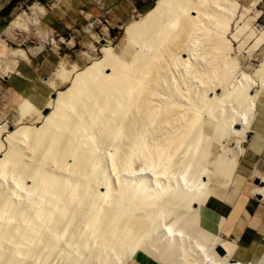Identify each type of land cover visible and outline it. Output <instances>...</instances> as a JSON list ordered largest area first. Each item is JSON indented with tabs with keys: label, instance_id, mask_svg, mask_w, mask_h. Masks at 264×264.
Here are the masks:
<instances>
[{
	"label": "bare ground",
	"instance_id": "obj_1",
	"mask_svg": "<svg viewBox=\"0 0 264 264\" xmlns=\"http://www.w3.org/2000/svg\"><path fill=\"white\" fill-rule=\"evenodd\" d=\"M239 1L157 0L125 25L117 50L103 47L80 71L61 62L55 74L69 84L46 114L17 100L41 125L0 118V264L43 263L62 241L64 264H126L139 250L160 264H264L237 259L215 225L237 166L218 153L220 140L253 133L251 87L235 77L225 37ZM249 144L261 149L264 137ZM136 160L150 173H134Z\"/></svg>",
	"mask_w": 264,
	"mask_h": 264
},
{
	"label": "rangeland",
	"instance_id": "obj_2",
	"mask_svg": "<svg viewBox=\"0 0 264 264\" xmlns=\"http://www.w3.org/2000/svg\"><path fill=\"white\" fill-rule=\"evenodd\" d=\"M18 1L19 4L17 5V8L16 9L14 8V10L12 11L11 16L5 22L6 24L3 27L4 29L2 34H0V75L1 76H5L2 73V69L4 68L3 65L4 66L9 65L11 71L13 70L12 72H14L17 62L23 59H27L30 56V53L36 52L39 49L40 44H46L51 42L49 46H52L55 43L56 37L51 36L48 33V31L46 32L42 28V25L40 23V18L46 11V5H45L46 0H18ZM156 1L157 0H154L150 8H153L156 5ZM239 3H240V6L238 7L239 13L236 14V18L233 19L232 22L229 24L228 30L225 33V37L227 40H229L232 46L230 50V52L231 51L232 52L231 53L229 52L228 56L229 59L231 58L230 60L235 63L236 66L235 77L237 79L246 77L247 78L246 82H248V84L251 87L250 94L251 96H253V100L250 111L252 109L253 110L249 113V115H251V117L250 116L249 117L251 119L250 130H252L253 133H250L252 135L251 138H247L248 136L247 134L245 136L247 142L241 141L240 144H237V142L241 140V136L239 137V133H237L238 134L237 135L236 133L232 132L231 134H228L229 136L226 135L225 137H222L220 140V147L218 153L223 156H226L225 157L226 160L229 159L228 161H234L235 166L237 165L236 167H234L235 169L230 179V183L227 184L225 189L224 197L225 199H227L226 203L228 204H230L228 198L234 197L237 191H239L243 186H245L246 183L249 184L251 182V176L264 175V146L261 149H255L254 147H251L249 144V142L250 143L254 142L257 137L260 136L264 137V78H263L264 77V62H263L264 35L262 34V30L264 29V1L243 0L242 2L239 1ZM31 4L33 5V7L31 8L32 10L28 9V7ZM243 7L246 8L247 11L243 13L241 17L240 14L242 13ZM145 12H142L140 14H135L132 18L126 20L118 28L113 27V21H111L110 19H109V25L104 23L103 24L97 23L94 25L93 28H90L91 30L84 36L82 40L75 39V43L72 42L67 43L70 36L67 33L63 34L66 47L63 50V53L61 54L62 58L58 64L59 66L55 65L54 66L55 69L52 68L51 70L54 72L53 73L51 72V74H49V80L50 81L52 80L53 82L55 81L54 82L55 84L53 82H52L53 84L49 83L51 86L54 87L53 91L55 92V97L52 99L55 100L57 93L63 90L64 87L69 84L68 80H63L62 79L63 77L61 76L59 77V75L55 74L56 70L59 67L64 66L65 67L64 69L68 71H71L73 67L74 70L80 71L83 66L91 64L92 61L101 58L102 56L101 50L103 47L111 44L114 47L116 46L115 50H117L119 47L118 45L125 25L134 19H138ZM14 18H17L16 23L11 25V21ZM235 21H237V23ZM18 23L19 26L17 27ZM22 23L23 24L25 23L26 28H24L25 26H22L23 25ZM236 34L238 35L236 36L238 40L235 39V36H233ZM102 39L105 40L104 43H100V40ZM61 62L63 65L60 66ZM50 67L48 65H45L44 69L50 71ZM190 86L192 91L195 93L197 92V89H199L198 85H195V83L190 84ZM0 91L5 92L6 90L4 89V87H1ZM216 92L218 93L219 90L218 91L216 90ZM49 98L50 97H48V99ZM253 105L255 107H253ZM234 108L235 107H233L232 104H230V106L229 104L227 105V110L229 109L228 110L229 113L238 110ZM0 110H4L2 112L0 111V118L6 120L9 126H14L13 122L14 121L16 122L17 119H22L23 123L26 125H30V123H33L35 125H41L42 123V119L39 118L40 121L36 120L38 117L35 115L25 113L26 115L28 114L26 116L25 114L21 113L17 104H16V108L10 106H3V108H0ZM203 116L206 115L204 114ZM5 133H6L5 131L4 133L2 132L1 134L2 137L0 136V141L4 138ZM109 146L110 145L107 144L105 148L106 151L111 150V147ZM240 146L244 150V152L243 150H241L242 152H240ZM245 160L247 161L249 160V162L243 163V161ZM143 168L144 170H142ZM130 169L133 170V172L136 174L140 173L143 175L144 173L146 174V172L150 173V171H148L149 169H146L139 160H136L135 163L131 165ZM140 169L142 170L143 173H141ZM190 169L191 171L193 170V168ZM242 170L245 173L242 172ZM109 174L110 175L112 174L111 171H109ZM115 174L113 173V177H112L115 178V180L114 179H112L114 181L111 180L113 183L117 181ZM193 174H194L193 171L188 172V174H186L185 179L183 181V185L185 186L189 185L188 182L190 183ZM234 179H238V181H236L237 185L234 183ZM223 188L224 187H222V189ZM35 196L29 193L27 194V197L26 196L24 197V200H26L27 203L31 205V203L35 201ZM194 206H196V204ZM169 220L170 218L165 219L164 223H168ZM61 243L62 244H60V246L57 248V251L49 255L50 258L48 257L45 261H43V263L40 262L38 264H64L67 258L66 256L67 251L65 248V242L62 241ZM185 243L188 244L189 240H186Z\"/></svg>",
	"mask_w": 264,
	"mask_h": 264
},
{
	"label": "crops",
	"instance_id": "obj_3",
	"mask_svg": "<svg viewBox=\"0 0 264 264\" xmlns=\"http://www.w3.org/2000/svg\"><path fill=\"white\" fill-rule=\"evenodd\" d=\"M153 2L154 0H46V11L41 16L40 23L46 32L56 37L55 43L52 46H49L51 42L40 44L36 52L17 62L14 72L6 75V78L0 75V88L4 87L6 90L0 91V108H16L20 98L28 99L37 108L46 105L49 94L54 90L49 84V74L54 72L51 71L52 68L55 69L54 66L61 61V54L66 47L63 34L70 36L67 43H75V39L82 40L90 28L104 19L107 20L105 24L109 25L110 19L113 27L118 28L135 14L147 11ZM18 4V0H0V34ZM45 65L51 66L50 71L44 69ZM246 162L249 160L243 161ZM257 177L260 178L259 175L251 176L249 184L246 183L234 197L228 198L230 206L226 214L214 211L219 214L215 225L219 226L220 235L235 243V257L244 262H256L264 255V194L252 193V186L256 184L253 180ZM236 181L238 179H234L235 184ZM132 257L126 264H160L141 250Z\"/></svg>",
	"mask_w": 264,
	"mask_h": 264
},
{
	"label": "water",
	"instance_id": "obj_4",
	"mask_svg": "<svg viewBox=\"0 0 264 264\" xmlns=\"http://www.w3.org/2000/svg\"><path fill=\"white\" fill-rule=\"evenodd\" d=\"M104 42H105L104 39L100 40V43H104ZM6 77H7L6 75L3 76V78H6ZM49 97H50V98H54V97H55V92L52 91V92L49 94ZM40 111H41V114H46V113L48 112V106H44L43 108L40 109ZM253 181H254V183H256V184L264 183V181L261 180V179L258 178V177L255 178ZM215 249H216V251H217L219 254H223V253H224V249H223L221 246H217Z\"/></svg>",
	"mask_w": 264,
	"mask_h": 264
},
{
	"label": "built area",
	"instance_id": "obj_5",
	"mask_svg": "<svg viewBox=\"0 0 264 264\" xmlns=\"http://www.w3.org/2000/svg\"><path fill=\"white\" fill-rule=\"evenodd\" d=\"M99 23H101V24H105V23H107V20L106 19H104V20H102V21H99Z\"/></svg>",
	"mask_w": 264,
	"mask_h": 264
}]
</instances>
